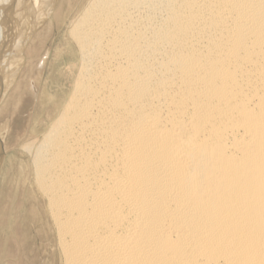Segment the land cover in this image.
Segmentation results:
<instances>
[{"label": "bare ground", "instance_id": "6f19581e", "mask_svg": "<svg viewBox=\"0 0 264 264\" xmlns=\"http://www.w3.org/2000/svg\"><path fill=\"white\" fill-rule=\"evenodd\" d=\"M23 1L0 0V103ZM69 34L75 89L24 147L63 264H264V0H90Z\"/></svg>", "mask_w": 264, "mask_h": 264}, {"label": "rangeland", "instance_id": "374dc122", "mask_svg": "<svg viewBox=\"0 0 264 264\" xmlns=\"http://www.w3.org/2000/svg\"><path fill=\"white\" fill-rule=\"evenodd\" d=\"M89 1L51 0L50 13L41 23L36 20L35 0H24L17 9L23 23L13 31L28 19L26 30L33 32L14 85L0 103L6 158L0 168V264H63L46 207L40 204L36 212L35 200H43L32 190V160L24 147L43 141L73 94L81 55L69 31Z\"/></svg>", "mask_w": 264, "mask_h": 264}]
</instances>
